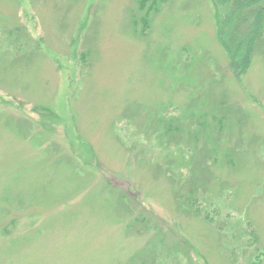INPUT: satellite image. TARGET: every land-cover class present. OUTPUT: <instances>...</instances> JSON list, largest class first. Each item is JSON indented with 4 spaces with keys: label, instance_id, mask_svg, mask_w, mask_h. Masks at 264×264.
<instances>
[{
    "label": "rangeland",
    "instance_id": "1",
    "mask_svg": "<svg viewBox=\"0 0 264 264\" xmlns=\"http://www.w3.org/2000/svg\"><path fill=\"white\" fill-rule=\"evenodd\" d=\"M138 2L0 0V264H264V24L236 78L220 6Z\"/></svg>",
    "mask_w": 264,
    "mask_h": 264
},
{
    "label": "trees",
    "instance_id": "2",
    "mask_svg": "<svg viewBox=\"0 0 264 264\" xmlns=\"http://www.w3.org/2000/svg\"><path fill=\"white\" fill-rule=\"evenodd\" d=\"M148 1H150V4L152 6H147ZM164 1L165 0H139L138 9L142 11V15L140 17L132 16L133 26H135V29H137V23H141L144 28H148L150 26V20L148 18V15H150L151 11L153 13H156L159 9V6ZM212 1L217 7H221V9H217L218 11L216 12L219 42L229 57V66L231 71L233 72V75L236 76V78H240V75L246 70L247 66L250 64L253 52L260 40L262 39V30L264 24V0ZM8 32L2 33L6 34ZM2 38L3 37H1V39ZM7 44L9 45L13 43L9 41L7 42ZM32 111L37 114L38 120L44 126H62L66 131V136L68 135V129L70 131L73 127L74 116L68 115L65 116V119H62V117L59 116V114H56L52 109L37 105L33 107ZM221 117L222 118L220 122L224 125V114H222ZM171 120L172 121L170 122H164V128L166 131H168V133L166 135H163V137L161 136L162 134H160L158 136V139L160 141H163L165 137H168L169 134L173 132L172 124H175V122L174 119ZM203 129L205 130V128ZM179 131H182L181 128ZM170 136H172L171 138H174L173 135ZM180 138L182 140L183 137H181L180 135L179 139ZM179 139H177V142L174 144L180 148L182 144L180 141H178ZM91 155L92 154L90 152H87L82 157L87 158L88 156H90L91 158ZM96 168L97 170L101 169L100 163H97ZM194 177H196V175ZM187 191L190 195H184L182 197L180 196V198L182 199V203L188 204V206L193 209L195 213H203L204 209L208 207V205L210 208H212V206L214 205V202L211 200L212 196L210 197V199L208 198L209 200H207L206 195H202L197 192V188L190 189ZM193 196L194 198H192Z\"/></svg>",
    "mask_w": 264,
    "mask_h": 264
}]
</instances>
